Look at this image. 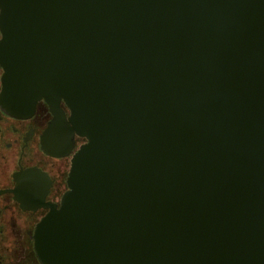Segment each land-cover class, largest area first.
I'll return each instance as SVG.
<instances>
[{
	"label": "water",
	"instance_id": "obj_1",
	"mask_svg": "<svg viewBox=\"0 0 264 264\" xmlns=\"http://www.w3.org/2000/svg\"><path fill=\"white\" fill-rule=\"evenodd\" d=\"M0 32V108L85 139L59 204L14 176L41 264H264V0H0Z\"/></svg>",
	"mask_w": 264,
	"mask_h": 264
},
{
	"label": "flooded vegetation",
	"instance_id": "obj_2",
	"mask_svg": "<svg viewBox=\"0 0 264 264\" xmlns=\"http://www.w3.org/2000/svg\"><path fill=\"white\" fill-rule=\"evenodd\" d=\"M2 74L0 66V91ZM62 106L68 115V108L64 103ZM50 118L44 100H39L32 115L24 118L10 116L0 108V264H41L34 251L33 233L36 223L48 209L20 206L13 191L15 174L30 167L46 173L50 184L45 201L59 204L67 189L71 157L85 141L76 136V145L66 156L45 153L41 148V135Z\"/></svg>",
	"mask_w": 264,
	"mask_h": 264
}]
</instances>
